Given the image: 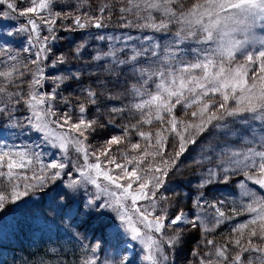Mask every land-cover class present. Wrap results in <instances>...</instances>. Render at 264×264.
I'll return each instance as SVG.
<instances>
[{
	"label": "snow or ice",
	"instance_id": "6c2138e0",
	"mask_svg": "<svg viewBox=\"0 0 264 264\" xmlns=\"http://www.w3.org/2000/svg\"><path fill=\"white\" fill-rule=\"evenodd\" d=\"M25 4L28 6H20ZM119 11V19L126 21L122 26L134 24L170 35L162 56L157 51L161 46L147 35L142 38L144 44L129 49L130 36L93 34L90 29L107 27L106 21L112 15L107 5L99 7V14L82 7L79 14H74L65 12L57 0H0V17L26 18L6 35L27 33V46L22 49L26 53L39 45L34 58L27 62L17 61L0 45V53L22 64V68L13 64L10 70L0 71V94L6 97L0 101L5 104L0 108V117H5L10 127H27L40 134L43 143L59 152V156L54 154L45 162L43 154L32 148L13 150L16 146L0 143V178L7 179V183L0 179V220L5 219V213L23 210L25 198L37 190L45 195L51 192V199L59 201L57 207L66 215L92 220L101 233L82 264H132L127 256L120 258L121 252H127L129 241L142 246L141 261L175 264V253L184 245L187 232L199 229L206 237L233 218L226 215L224 200L209 203L204 191L192 199V209L187 212L183 208L171 211L175 203L165 194L167 177L178 168L189 146L216 129L222 143L213 149L215 159L205 156L194 160L198 166L205 161L213 165L200 175L196 188L230 185L235 177H242L235 182L243 189L246 202L233 207L232 213L240 215L242 209L249 219L233 227L232 233L238 235L224 245L211 239L204 243L214 250L211 255L216 257L215 264H264V35L256 31L264 30V0H194L190 7L183 0H127ZM126 14L136 20H127ZM61 20L70 21L62 31H79L81 37L79 43L72 41L75 48L68 53L55 50L57 41L63 39L56 27ZM41 25L47 26L49 33L42 38ZM88 38L109 41V50L89 52ZM121 39L125 41L123 48L112 46L113 40ZM186 44L194 45L190 48L191 59H184L181 45ZM118 53L125 58L120 59ZM86 57L90 61L85 64L73 63ZM106 58L111 63L104 71L115 74L117 84L126 71L131 72L128 79H136L119 95L112 94L103 82L97 83L100 76L96 73L88 77H95L93 83L85 84V73L93 67L91 62ZM25 82L27 94L22 90ZM72 83L79 93L74 97L64 95ZM100 88L108 92L106 101L120 100L122 106L102 110L104 93ZM177 106L195 107L191 113L194 122L178 120ZM20 109L29 113L22 120L16 115ZM125 113L139 118L134 124L121 125L120 134L111 135L102 144H92L99 131L115 129L117 117ZM154 122L161 125L155 133L142 130ZM133 136L140 139L133 142ZM230 136L237 139L230 141ZM177 138L175 150L177 145L172 141ZM170 144L174 158L166 151ZM234 144L241 146L235 148ZM121 145L125 146L123 150L113 148ZM70 149L77 153L76 161ZM115 151H120L119 157ZM27 172L32 173L31 177ZM140 201L147 203L138 204ZM205 208L214 210L215 224L211 228ZM109 249L115 258H109ZM100 253H105L103 259ZM253 253L258 255L253 258ZM205 256L208 259L201 260V264H214L209 253Z\"/></svg>",
	"mask_w": 264,
	"mask_h": 264
},
{
	"label": "rangeland",
	"instance_id": "374dc122",
	"mask_svg": "<svg viewBox=\"0 0 264 264\" xmlns=\"http://www.w3.org/2000/svg\"><path fill=\"white\" fill-rule=\"evenodd\" d=\"M58 1H62V0H57V2ZM119 1L123 2L124 0H110V2L113 5L115 4V2L120 3ZM65 2L67 3L68 1ZM72 2L74 1H69V3ZM134 2H138V0H134ZM193 2L194 0L187 2L186 7H190ZM126 4H127V0H125V3H122L123 6H125ZM20 6L26 7L28 5L25 4ZM44 14L47 15V13ZM154 15H156L157 18H159L158 14L154 13ZM25 19L26 18H20L18 16L16 19H5L3 17H0V45H3V47L9 50V52L13 55L16 54L17 51H20L27 46V33L13 35L12 37L7 36L6 33L8 31L14 30V28L18 27L19 24L24 22ZM67 25L68 24L64 25L62 23L61 24L58 23V25L56 26L57 32L62 33L63 32L62 28L66 27ZM42 26L43 25H41V27ZM143 29H146L145 30L146 32H140L139 34L136 33L134 35L135 39H133L134 42H132L129 45V47H140L144 43L142 36L145 34V36L147 35L148 37H151L155 43L161 46L160 49H158L157 51L158 54L162 56L163 48L165 45H167L168 40L171 38L170 35L155 33L153 30L148 28H143ZM256 31L258 34L264 35V30L257 29ZM109 35L113 37L120 36L119 33L107 32L106 36ZM43 36L45 35L44 34L40 35L41 38ZM73 39H77V38H73ZM71 40L68 39V41ZM79 42L80 41H77L75 43H79ZM102 42L104 46L109 47V41L106 40ZM114 42L115 40H113L111 44L114 45L115 44ZM75 43H71L70 46H65V49H67V47H73V46L75 47ZM192 46L194 45H189V44L181 45V48L184 52V56L187 53L188 55H190L191 52L190 48ZM12 47L18 48L20 50ZM96 50L105 51L103 48H98V47H89L88 49V51L92 53H95ZM35 51L36 48L33 47L32 51L27 52V54L30 57L34 58L33 54ZM89 58L90 57H88V59ZM190 58H192V56L189 58L187 57L185 59H190ZM238 59L241 62L243 61V57H239ZM2 60L7 61L9 59L7 55L4 56L2 53H0V61ZM101 62L103 61H99V62L92 61L91 63L93 67L89 68L86 71V73L92 72V69L95 67L94 65H98V64L100 65ZM87 81L88 82L85 83L86 85L93 83L92 80H87ZM112 85L110 84V87L108 88L112 90V92H114L115 94L123 93L122 86L116 84V87L113 88ZM74 87L79 92L78 86L75 85ZM99 91L103 92L104 94H107L104 89ZM5 98L6 97H4V95L2 94L0 100H4ZM92 111H94V109ZM124 118L125 121L128 119H132L130 115H126L124 116ZM5 119L3 121H6ZM121 122L122 124H125L124 120H122ZM190 122H194L193 117L191 118ZM16 129L17 128L10 127L9 124H3L2 126H0V143L16 146L13 150H23L25 146L32 148L34 151L43 154L41 159L44 160L45 162L49 161L54 154L56 156H59V152L57 149H54L49 144L43 143L41 141L40 134L30 130L29 128H27V130L23 129L19 133H16L18 132L16 131ZM105 137L106 136L103 135V130L99 131L97 133V136L92 140V144L93 145L102 144L104 140L108 138ZM227 139H229L230 141H235L237 137L230 136ZM220 143H222V138L220 137L218 130L212 129L210 132L206 133V135L204 136L203 139L200 140V143L198 145L192 146L191 149H188V151L180 158L178 162V168L174 171L176 172L174 174L178 176L177 177L178 179L175 178L176 181H172V180L169 181L168 179H172V177H176L173 176V174L170 175L172 177H167L166 188L168 189V191L165 194L168 195L173 200V203H175V208L171 209V211L176 212L179 211L180 208H183L186 212L191 210L192 199H195L196 196L199 195L201 191H204L205 200H207L209 203H215L217 201L224 200L225 201L224 210L226 212V215L233 217L231 220H226L223 224L217 226L215 230L209 232L206 237L201 236L199 229L195 231L187 232L186 241L184 245L175 253V261L178 264H182L183 262L185 263V261H187L188 264H196V263L201 264V260H204L203 255L205 256V253H209V255H211L212 252L214 251V250L212 251L210 250L208 252V249H206L208 245L204 243L205 239H212L215 242L216 239L218 241L222 240V242H220L218 245H224L227 240H229L230 238H234L231 237L230 235L233 233H229V234L225 233L227 232V230H229V227H234L235 225L244 223L246 220L249 219L248 214L243 212L242 209H241L242 214L240 215H234L232 213L233 207L239 208L241 204L246 202V198L243 197L241 194L243 192V189L240 188L238 184L235 182L237 180L242 179V177H235L237 180H235L234 178L233 183L230 185L215 184L209 186L206 190L204 189L198 190L196 188V184L199 181L200 175L206 170V168L212 167L213 165L208 164L207 161H205L203 166H198L194 163V160H198L201 157H205V156H211L213 157V159H215L216 152L213 149H215L216 146ZM172 144L177 145L176 150H178L179 141L177 139H174L172 141ZM232 146L235 148H239L241 145L234 144ZM114 147H115L114 149L118 148L117 146ZM70 155L73 161H76L78 159V155L77 153H75L74 150L70 149ZM79 163L81 164L83 163L82 158L79 159ZM130 169L131 166H129V170ZM185 170H187L188 172L185 173L181 172ZM29 173L27 175L31 177L32 173L30 174ZM180 175H184V178L188 179L185 180V183H187L188 185V187H185V190L178 189V183H179L178 180L181 179ZM89 189H92L91 185H89ZM81 191L83 192V190ZM25 200L26 203H24L22 206L23 211L20 210H18L19 212L13 211L5 215L4 220H0V264H12L14 256H11L13 253L9 255V252L13 250H17L18 252L19 264H72L73 262L71 260V257L73 255V251L77 250L81 246V243L75 246V244H73L71 241V240L73 241L77 240V237L73 233L67 231L66 228H63V230H58L57 232V229L55 228L57 224H55L50 217H44L41 214L40 209L37 207L39 205L38 200H40V196L38 194H35L30 198H25ZM187 200H189V203H186ZM128 203L131 204V201H128ZM146 203L147 202L144 201L138 202V204H146ZM204 211L207 217L208 227L211 228L212 225L215 224V220L213 218L214 210L211 208H205ZM16 221H19V226L16 225ZM90 231L91 229L89 228L87 229L86 232L90 233ZM196 236L198 237L197 239L194 238ZM224 236L227 238H224ZM125 239L127 240L128 238L125 237ZM79 242L80 241L78 240V243ZM136 243H138V245H136ZM38 247L47 250V252L46 251L44 252L45 253L44 257L41 260H39V258L34 259L33 255H31L28 261V255L25 256L22 250L33 249ZM125 247L127 248V252H121L120 258L127 256L129 259L132 260V264H147V262H143L139 259V257L144 254L141 252L142 246L139 244V242L129 241L125 245ZM194 252L196 253V255H193ZM90 255L91 252L89 256ZM107 255L109 256L110 259L115 258V254L110 249ZM252 255L253 258H255V256H257L258 254L254 253ZM104 256L105 253H100L101 259H103ZM244 257L246 258L247 255H245ZM213 258L216 261V257L214 256Z\"/></svg>",
	"mask_w": 264,
	"mask_h": 264
},
{
	"label": "trees",
	"instance_id": "16d2710c",
	"mask_svg": "<svg viewBox=\"0 0 264 264\" xmlns=\"http://www.w3.org/2000/svg\"><path fill=\"white\" fill-rule=\"evenodd\" d=\"M65 1H68L67 3ZM69 1H74L72 3H69ZM82 1V2H81ZM191 0H183V3L185 2V6H186V3L187 2H190ZM82 4H80V3ZM120 2V1H119ZM122 3H125V0L123 2H120V3H117L115 2V4L113 5L110 0H62V1H58V4L63 8V10L65 12H68V11H73L74 14H79L78 10L82 9L84 11H91L93 14H99L98 12V9L100 6L102 5H107L110 9H111V12H112V15H111V18L109 20L106 21L107 23V27L105 29H95V28H92L90 29V31L93 33V34H97L99 32H102L103 30H114V29H118V28H124L126 31L129 32V34H136V33H140V32H146L145 30L146 29H143L142 27H138V26H135L134 24L133 25H130V26H122V24L126 23V21H121L119 19L121 13H120V8L123 6ZM69 5L71 7H69ZM59 10V9H57ZM105 15H107V13H105ZM127 15V14H126ZM127 20H132V21H135L136 18L135 16H132V15H127ZM60 24H69L70 21H64V20H61L59 22ZM141 24H143V20L140 21ZM69 32L68 31H64L62 33H59L63 39L57 41L56 45H55V50L57 53H68L71 49H74L75 47H67V49H65V46H70L72 41L75 40V42L77 41H80L81 40V37H80V33L79 31L72 34L74 35L77 39H72L71 41H68L66 39V35L68 34ZM48 35V31H47V26L43 25L40 29V33L39 35ZM100 34V33H99ZM145 34L142 36L144 37ZM89 39V45L90 46H95L97 44V41H92L91 38H88ZM103 43V42H102ZM145 43V42H144ZM143 43V44H144ZM12 48H15V47H12ZM36 48V47H35ZM104 49L108 48L107 46H104L103 47ZM119 48H123V47H118ZM132 48V47H130ZM129 48V49H130ZM15 49H18V48H15ZM20 50V49H18ZM9 51V50H8ZM127 51V50H126ZM18 52V53H17ZM16 54H14V56L17 57V61H24V62H27L31 59H33V57H30L27 53L23 52V50H20V51H17ZM119 54V53H118ZM4 55V54H3ZM13 55V54H12ZM5 56V55H4ZM120 59H123L125 58L123 55H118ZM188 56H191V52H190V55H188V53L184 56V58L188 57ZM88 57L85 58V60H81L79 62L77 61H73V63H79V64H85L87 63L88 61ZM17 61H12V60H7V61H0V71H6V70H10L11 66L13 64H17V67H21L22 68V64H19L17 63ZM108 62V61H107ZM107 62H103L101 63L100 65H102L101 67H97L95 66L93 69H92V72H87L85 73V76H84V80H85V83H87L88 81L87 80H92L94 81L95 80V77H93L92 79H89V74L90 73H96L97 75L100 76V81H97V83H100V82H103L105 85H107V87L109 88L110 87V84L112 85L113 84H117V76L113 73H110V72H105L104 71V68L108 67L110 65V62L107 63ZM30 67H32L34 69L35 66L33 65H29ZM120 67H123V66H120ZM119 70V69H117ZM131 75V72L130 71H126L125 74H122L119 76V83L117 85L119 86H122V90L123 92H125L126 88H131V85L134 84L136 82V79L135 78H132V79H128V76ZM107 76V77H106ZM109 77V78H108ZM28 79H30V77H28ZM3 78H0V81H2ZM76 84L75 83H72L70 85V87L64 92V95L66 96H75L76 94H78L79 92L75 89V86ZM13 89H9V91H12ZM22 90L25 92V94H27L28 92V85L27 83H23L22 84ZM98 90H103V88H100ZM112 92V90H111ZM107 94H104L102 97H101V101H104V102H101V108L104 109L106 106L107 107H111V106H117V107H120L122 106L121 104V101L120 100H111V101H106L105 98L107 97L108 95V92H106ZM114 92H112L113 94ZM114 95H119V94H115ZM2 97V94H0V99ZM6 99V98H5ZM2 101V100H0ZM128 102V99L125 98L124 99V103H127ZM5 104H3V102H0V108L4 107ZM195 107L193 108H189V109H184L182 106H177V109L175 110V115H176V118L178 120H182V121H186V122H190L191 120V113L192 111H195ZM17 118L18 119H23L24 116H27L28 115V112L27 111H24L23 109H20L18 112H17ZM126 115H129L128 113H125L123 116H120V117H117V127L115 129H112V128H109V129H105L103 130V135L106 136V137H110L111 135H118L120 134V131H121V125H124L122 124V120H124V123L127 124L129 122L131 123H135L136 122V119H138L139 117H136V118H133L132 116V119H128L125 121V118L124 116ZM106 118V117H105ZM5 119V117H0V126H2L3 124H9V122L7 121H3ZM6 120V119H5ZM161 125L159 122H154L152 125H144L143 127V131L145 132H148V131H151L152 133H155L158 129H160ZM27 128V127H26ZM25 128V129H26ZM17 131H21L22 129L21 128H17L16 129ZM105 137V138H106ZM107 139V138H106ZM140 138L138 136H133V142L139 140ZM178 140V138H177ZM179 141V140H178ZM143 143V142H142ZM120 150H123L125 146L121 145V146H117ZM113 148H115L113 146ZM173 147H172V144H170L166 151L168 154H170L172 157H174V152H173ZM176 150V149H175ZM172 153V154H171ZM120 151H115L114 152V155L116 156H120ZM182 173H185V172H188L187 170L185 171H181ZM29 172H27L28 174ZM31 173V172H30ZM29 173V174H30ZM174 173L176 172H172L169 174L168 177H170V175L173 174V176H176L178 177L177 175H175ZM3 180L4 183H7V179L6 178H0ZM3 187V184H0V188ZM51 207H48L45 203H41V209L45 210V209H49ZM90 224V223H89ZM225 233H232L231 230H227V232ZM236 234V235H234ZM227 235V234H226ZM231 237H236L238 235V233H233V234H230ZM233 235V236H232ZM194 238H198L197 236L194 237ZM224 238H227L224 236ZM234 238H231V239H234ZM212 240V239H211ZM220 242H222V240H217L216 239V244L218 245ZM229 248L231 249V245H228ZM206 249H208V252L211 250H213L211 248V246H208ZM202 254V253H201ZM235 253H233L234 255ZM254 254V253H253ZM244 256L245 255H248L247 253L243 254ZM212 260L214 261V264H215V260H214V256L210 255ZM171 258V257H170ZM203 258L204 260H207L208 257L204 256L203 255ZM247 258V257H246ZM185 261V260H184ZM78 263V261H77ZM77 263H72V264H77ZM175 264H178L176 263L175 261ZM182 264H188L187 261H185V263L183 262ZM197 264V263H196ZM199 264V263H198Z\"/></svg>",
	"mask_w": 264,
	"mask_h": 264
}]
</instances>
